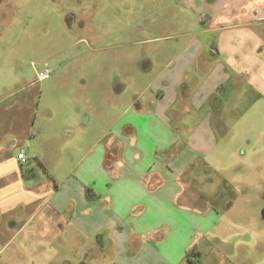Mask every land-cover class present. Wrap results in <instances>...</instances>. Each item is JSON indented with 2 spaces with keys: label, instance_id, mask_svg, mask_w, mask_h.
Returning <instances> with one entry per match:
<instances>
[{
  "label": "crops",
  "instance_id": "crops-1",
  "mask_svg": "<svg viewBox=\"0 0 264 264\" xmlns=\"http://www.w3.org/2000/svg\"><path fill=\"white\" fill-rule=\"evenodd\" d=\"M194 3L204 27L178 38L177 51L153 70L140 97L114 102L117 116L102 121L92 141L81 133L74 144L70 123L62 136L31 132V119L14 137L13 119L0 107L5 250L20 222L37 221L44 235H62L65 244L74 230L112 264H194L188 249L197 245L202 252V238L223 240L242 203L253 205L258 218L264 209V6ZM144 65H154L153 58ZM124 88L120 82L114 90ZM20 142L31 144L24 165ZM25 169L32 170L28 178Z\"/></svg>",
  "mask_w": 264,
  "mask_h": 264
},
{
  "label": "rangeland",
  "instance_id": "rangeland-1",
  "mask_svg": "<svg viewBox=\"0 0 264 264\" xmlns=\"http://www.w3.org/2000/svg\"><path fill=\"white\" fill-rule=\"evenodd\" d=\"M9 1L17 9L11 10L6 25L0 23V107L5 108V119H13L9 130L14 137L31 119V132L62 136L64 125L70 123L77 134L74 144L81 133H88L92 141L103 130L101 122L117 116L114 102L140 97L159 64L177 51L178 38L184 40L185 32L204 27V13L194 0ZM251 1L264 6V0ZM71 11L77 19L69 25L66 16ZM149 58L154 65L143 68ZM45 65L51 77L37 80V71ZM120 82L125 88L117 93ZM30 145L19 144L32 154ZM30 162L38 168L34 156ZM64 163L72 164L70 154ZM40 174L48 179L44 170ZM240 206L223 240H200L204 264H264V218L261 213L254 218L253 205ZM36 223L20 222L6 250L0 242V264H104L98 247L74 230H68L65 244L62 235H44ZM106 259L105 264H112Z\"/></svg>",
  "mask_w": 264,
  "mask_h": 264
},
{
  "label": "flooded vegetation",
  "instance_id": "flooded-vegetation-1",
  "mask_svg": "<svg viewBox=\"0 0 264 264\" xmlns=\"http://www.w3.org/2000/svg\"><path fill=\"white\" fill-rule=\"evenodd\" d=\"M17 9L16 5L11 1L0 0V23L5 22V25L8 23L11 10ZM77 19V15L74 12H68L66 16L67 23L69 25L73 24ZM81 25L83 23H80ZM145 63V62H144Z\"/></svg>",
  "mask_w": 264,
  "mask_h": 264
},
{
  "label": "trees",
  "instance_id": "trees-1",
  "mask_svg": "<svg viewBox=\"0 0 264 264\" xmlns=\"http://www.w3.org/2000/svg\"><path fill=\"white\" fill-rule=\"evenodd\" d=\"M32 173L31 169L23 170L24 177L28 178ZM34 174V173H33ZM187 258L194 264H203L204 258L202 252L198 249L197 245H193L187 252Z\"/></svg>",
  "mask_w": 264,
  "mask_h": 264
},
{
  "label": "built area",
  "instance_id": "built-area-1",
  "mask_svg": "<svg viewBox=\"0 0 264 264\" xmlns=\"http://www.w3.org/2000/svg\"><path fill=\"white\" fill-rule=\"evenodd\" d=\"M51 69L48 66H44L43 69L37 71V80H45L49 79L51 77ZM18 159L21 162V164H26L29 161V158L27 156V152L25 150H22L18 153Z\"/></svg>",
  "mask_w": 264,
  "mask_h": 264
},
{
  "label": "water",
  "instance_id": "water-1",
  "mask_svg": "<svg viewBox=\"0 0 264 264\" xmlns=\"http://www.w3.org/2000/svg\"><path fill=\"white\" fill-rule=\"evenodd\" d=\"M143 67H145V65ZM261 214H262V217L264 218V209L262 210Z\"/></svg>",
  "mask_w": 264,
  "mask_h": 264
}]
</instances>
